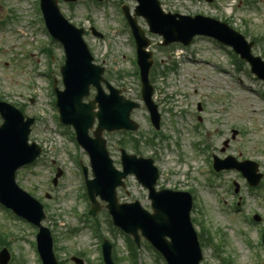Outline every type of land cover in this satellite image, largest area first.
<instances>
[{
  "label": "rangeland",
  "instance_id": "374dc122",
  "mask_svg": "<svg viewBox=\"0 0 264 264\" xmlns=\"http://www.w3.org/2000/svg\"><path fill=\"white\" fill-rule=\"evenodd\" d=\"M59 1L62 13L73 23L85 28L95 27L106 35L105 41L90 34L85 39L95 57V62L103 64L102 60L105 59L106 74H109L107 77L112 78L115 86L123 89L122 85H125L124 94L134 99L139 81L135 76L133 63L135 50L133 51L131 42H128L127 29L121 27L123 20L119 6L116 4L117 0H114L113 4L111 0H108L104 5L88 0H80L76 4ZM121 1L129 5L131 9L136 5L134 0ZM238 1L214 0L208 3L205 0H161V3L166 11L173 13L191 16L202 14L220 20L227 19L249 40L253 37L262 39L254 49V53L259 55L264 52V0H253L256 2L254 6L246 4L248 0H244L241 5H238ZM35 3L37 0H0V5L3 6L0 22H6L3 27L0 25V97L14 105H24L28 115L38 118L30 138L37 143L44 142L46 147V154L38 165L21 172L19 183L27 190L33 189L36 197L41 198V202L47 205L49 216L45 224L49 226L53 223L55 227L60 258L64 260V257L85 252L87 259L91 261L88 264H96L98 259L93 245L94 239L89 236V233L83 232L80 236L69 235V229L77 225V220L72 214L74 213V209H71L72 205L77 206L80 213L87 212L84 201H79L81 199L76 196L81 179L75 166L69 161L67 152L73 153L75 148L64 137L59 138L53 134L55 109L52 107L48 89H46L49 87V81L37 77L33 69L37 59L41 65L44 58L48 59L41 52V46L49 45L53 49L54 67L58 72L59 63H63L65 54L61 45L51 43L35 11ZM9 18L13 20L9 21ZM138 22L152 40L150 50L153 51V57L160 71L166 68L176 55L177 66L181 69V76L177 77L178 88L173 84V80L159 77L156 84L158 90L156 101L160 103L161 111L171 106L169 103H172V94L177 89L181 91L178 95L182 96V102L174 103V106H181L175 107L177 127L181 133V136L177 134V145H180V148L175 149L177 156L174 151L165 150L164 152L159 144L157 146L159 152L162 151L161 185L179 190L194 189L198 212L196 214L193 212V217H198L205 227L210 229L215 242L222 246V257L228 258L231 261L230 264H259L257 259L259 252L261 259H264V250L261 251L256 245L260 236L259 232L264 227V179L259 191H252L247 186L246 180L236 171H226L220 177L211 176L212 181H210L205 156L197 155L195 152L196 162L191 159L193 141L199 138L189 135L188 130L195 123L199 112L203 117L201 129L204 133L207 132V136L204 135L205 139L202 137L199 142L195 141L199 146L206 148L209 155L214 153L222 158L231 155L238 160H253L260 165V171L264 174V96L260 98L258 94V92L264 94V84L254 79L247 65L242 66L243 68L239 71L236 70L230 51L210 39L198 38L189 50L180 45L162 50L159 49L162 38L148 33L142 19H138ZM219 67H223L225 73L220 72ZM53 76L60 79L56 72ZM250 89L255 92H251ZM195 90L198 92L194 93ZM164 97L169 98L168 102L162 99ZM199 103H202L201 112ZM181 110L187 115H183ZM144 116L145 113L138 111L132 115L133 119L141 125L142 130L148 132L149 127L144 123ZM165 119L168 121L167 115ZM233 129L239 131V135L234 140L231 139ZM166 131L168 135L173 136L172 126L169 127L168 122ZM106 136L111 155L118 163L119 153L115 145H118L121 136L117 134ZM226 139L230 140V145L225 152H221ZM170 143L172 144L173 141ZM166 144H162L163 148ZM141 149L140 155L147 157L151 154L148 147L142 146ZM77 151L85 161H88L82 151L78 149ZM181 152L183 154H180ZM168 155L174 158V162L167 160ZM183 155L189 158L186 163H182L183 159H179L183 158ZM52 162L64 171L57 186L50 183L56 173ZM77 162V166L80 167L81 157H78ZM188 164H192L195 170H191ZM180 168L181 174L178 172ZM234 180L241 185L239 192L241 200L230 187V181ZM39 183L41 184L38 185ZM140 190L142 189H138L135 183L129 182L126 190L120 191V200L131 202L139 199L145 207L149 208L146 194ZM45 193H49L51 198L47 199ZM239 201L240 206H238ZM236 204L239 210L234 212L233 205L236 206ZM256 213L262 216V225L246 224L242 215L252 216ZM99 215L104 235L114 238L108 227V213L104 207ZM6 216L12 218L10 212H6ZM6 216L0 210V231L14 236L10 243L12 264H39L31 245V241L34 240V230L27 225L16 224ZM197 229L199 231L200 227L197 226ZM121 238L118 236L115 239L120 264H133L129 248L123 246V241L124 244H127V241ZM249 241L251 245L248 244ZM211 246L204 248L206 260L204 264H221ZM66 249L69 250L67 253L70 252L69 256L65 255ZM138 263L165 264V261L154 249L143 243L138 249ZM66 264L74 263L67 260Z\"/></svg>",
  "mask_w": 264,
  "mask_h": 264
},
{
  "label": "water",
  "instance_id": "95a60500",
  "mask_svg": "<svg viewBox=\"0 0 264 264\" xmlns=\"http://www.w3.org/2000/svg\"><path fill=\"white\" fill-rule=\"evenodd\" d=\"M151 2V0H140L141 7L139 10L144 12V15L153 27V31L164 34L167 42L184 41L185 39H183L182 36L170 35L169 30L160 22V18L163 19L166 17L159 13L158 5ZM148 3H151V8ZM44 10L52 33L56 38L65 43L67 50L69 51L70 61L72 62L77 55L81 53L87 57V60L84 61L85 66L91 67V59L88 57L87 49L82 43L81 32L69 25L60 16L56 1L44 0ZM168 19L171 21L175 20L174 17H168ZM189 23L192 22L189 21ZM210 29L211 28L196 29L192 34H196V32L206 33L211 31ZM80 82L81 84L85 82L83 72L79 79L69 76L68 84L70 89L68 90V94H70ZM90 83H92V81L86 82V85L82 86L83 89L85 88L84 91L75 99V102L80 109H83L81 100L84 96L88 95V87ZM113 98L114 100L122 101L118 98L117 93H114ZM62 101L63 100H61V102ZM94 104L95 103L92 104L93 108ZM65 109L66 107L62 108L63 114ZM0 110L7 120L6 125L0 130V138L2 137L3 139V143H0V146L6 150H11L8 154V160L4 159L2 153H0V170H15L21 164L27 163L35 158V155L26 158L19 156L21 160L17 157H12L14 152L18 155H24L28 150L27 138L31 122L26 124L23 123L21 115L7 105L0 104ZM127 115L128 113L126 116ZM119 128H126V126L122 124L117 127V129ZM127 128L134 127L128 126ZM100 134L101 132L99 131L97 133V141H100ZM5 174L7 175L6 179L0 178V198L9 204H13L16 201H19L20 198L16 196L18 192L12 186L11 172ZM190 206V202H186L187 208H185L183 203H180V208H178L175 213L173 210H168L156 203V212L153 216L142 211L138 206H135L124 210V216H119L117 222L133 232H136L138 228H142L145 235L153 240L173 263L198 264L199 250L188 219ZM111 208L115 211L120 210L119 206L115 203L112 204ZM166 235L171 236L173 240L172 243L165 241L164 237Z\"/></svg>",
  "mask_w": 264,
  "mask_h": 264
}]
</instances>
